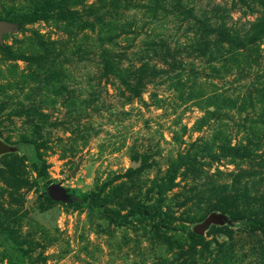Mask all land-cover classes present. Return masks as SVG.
<instances>
[{
    "label": "rangeland",
    "instance_id": "obj_1",
    "mask_svg": "<svg viewBox=\"0 0 264 264\" xmlns=\"http://www.w3.org/2000/svg\"><path fill=\"white\" fill-rule=\"evenodd\" d=\"M61 1L0 0V264H264V0Z\"/></svg>",
    "mask_w": 264,
    "mask_h": 264
},
{
    "label": "trees",
    "instance_id": "obj_2",
    "mask_svg": "<svg viewBox=\"0 0 264 264\" xmlns=\"http://www.w3.org/2000/svg\"><path fill=\"white\" fill-rule=\"evenodd\" d=\"M63 1L67 2V0H62L61 4L63 3ZM83 1L84 0H79L78 2L82 3ZM110 1L116 2L119 0H110ZM49 11L50 10L47 8V6L36 7L33 12L28 13V15L26 16V18L29 20L28 23L35 22L38 20H46L49 17V14H48ZM263 24L264 22H259L258 25H263ZM261 32L264 33V31H261ZM205 47L206 46H201L200 50H202ZM106 64H107V70H106L107 73H114V74L119 73V70L116 69L114 65H112L111 61L107 60ZM123 81L129 90L133 92L137 91V87L132 85L130 81H128L127 79H124ZM189 160H190V155L180 154V153L175 160L174 159L171 160L170 166L166 173L167 176L165 179V183L161 187L160 194H164L165 192L173 188V185H174L173 182L176 179L178 170L180 169L181 166H186L190 164ZM129 171H134V169L130 168ZM44 172L45 171L43 169L41 173H44ZM47 191H48L47 196L49 198H59L63 196L66 200L71 201L72 204L77 208H82L85 206H89L91 208L95 207V205L97 204V201L100 199V195L96 191H83L80 189L64 188L60 185L55 186L52 191L49 189ZM130 212L131 214H135V213L144 214L149 219L152 217L154 218L157 217V214L159 215L160 219L164 218L162 209L158 208L154 203L152 204L138 203L137 205L133 207V209ZM156 223H157L156 224L157 226L158 225L161 226L160 224H162V223H159V221H157ZM163 226H166L167 228L171 227V225H163ZM257 228L264 233V221H260L259 224H257ZM187 237L189 239V244H190L188 249L191 251V254L196 253L197 248L199 246H205L206 244L205 237L203 236V234H199L196 231L188 233Z\"/></svg>",
    "mask_w": 264,
    "mask_h": 264
},
{
    "label": "water",
    "instance_id": "obj_3",
    "mask_svg": "<svg viewBox=\"0 0 264 264\" xmlns=\"http://www.w3.org/2000/svg\"><path fill=\"white\" fill-rule=\"evenodd\" d=\"M7 150H8L7 145L0 141V154L6 152ZM136 166H137V163H134V164L132 165V167H134V168H135ZM55 186H57V185H55V184L51 185V186H50V190L52 191L53 188H54ZM209 221H210V220L207 219L202 225H200V226L198 227V229L196 230V232L199 233V234H203V233H204L205 226L207 225V223H208Z\"/></svg>",
    "mask_w": 264,
    "mask_h": 264
}]
</instances>
